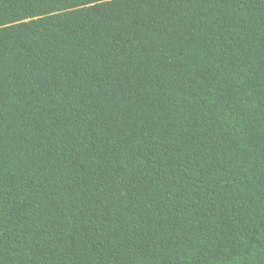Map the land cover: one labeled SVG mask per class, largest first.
Returning <instances> with one entry per match:
<instances>
[{
    "label": "trees",
    "instance_id": "1",
    "mask_svg": "<svg viewBox=\"0 0 264 264\" xmlns=\"http://www.w3.org/2000/svg\"><path fill=\"white\" fill-rule=\"evenodd\" d=\"M0 264H264V0H0Z\"/></svg>",
    "mask_w": 264,
    "mask_h": 264
}]
</instances>
